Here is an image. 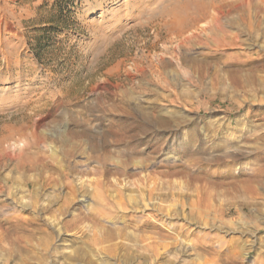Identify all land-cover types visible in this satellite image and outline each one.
Here are the masks:
<instances>
[{"label": "rangeland", "instance_id": "obj_1", "mask_svg": "<svg viewBox=\"0 0 264 264\" xmlns=\"http://www.w3.org/2000/svg\"><path fill=\"white\" fill-rule=\"evenodd\" d=\"M189 1L0 0V219L38 221L27 232L0 229L6 247L30 244L0 264H65L74 251L84 257L73 264H126L128 252L94 239L83 198L108 214L101 225L125 229L114 243L148 256L154 242L152 264H264V90L227 96L212 74L203 85L182 64L184 54L212 62L235 52L207 41L210 17L178 34L172 11L186 16ZM199 35L208 45L188 44ZM128 125L147 134L116 145ZM34 178L46 182L37 209L23 192ZM64 183L75 189L69 205ZM148 220L152 229H139Z\"/></svg>", "mask_w": 264, "mask_h": 264}, {"label": "bare ground", "instance_id": "obj_2", "mask_svg": "<svg viewBox=\"0 0 264 264\" xmlns=\"http://www.w3.org/2000/svg\"><path fill=\"white\" fill-rule=\"evenodd\" d=\"M217 1L218 0H216V1L215 0H201L197 5L196 4L193 5L192 3H190V1H189V3L185 2L186 4H184V5H187V7H186L187 15L182 17L183 13L180 14V11L177 9L173 10L172 11L173 22L171 23V25L178 28V30L180 31L178 34L181 33V35H182V34H185L186 31H191V29L193 27H195L196 25H199L198 23L200 21L210 17V22L208 23V26H209L208 31L210 34L207 37L208 38L207 41L213 43V46L215 48L231 49V50L235 51L234 54L229 55L226 60H224L223 58H218L212 62L208 60V57L206 56V54H199L198 56H192V55L184 54V57L182 59V64L184 66L188 67L192 71V74L193 73H194V75L196 74L199 78V82L202 83L203 85H206V83H204L205 75L206 74H212V78H213L212 80H216L215 83L217 86V90L219 92H221L222 94H225L227 96L233 95L234 97H239L240 94L247 95L250 92H255V93H258L259 91L262 92V90H264V54H262V53H264V41H262L264 38V17L261 16V13L262 12L264 13V0H261V2L258 1L255 4L253 3L252 0H241V1H233L232 0L227 5L223 3L224 2L223 0H221L223 2H217ZM192 5L194 6V8L196 5L197 9L196 10L190 9ZM252 9L255 10V13H256L255 16L251 15L250 11ZM180 10H181V8H180ZM211 11L214 14L213 16L210 15ZM227 12H228V15H226L227 16L226 17L225 13H227ZM223 16H225V18H226L225 23L222 20L224 18ZM229 28L230 29H237L238 33L236 35L231 34L230 32L226 31ZM187 41H188V44H194V45L196 44L198 46H203V44L208 45V42H206V41L204 42L200 39V35L199 36H193L191 38H187ZM253 47L258 48L259 51L252 52L251 50ZM212 60H214V59H212ZM131 128L132 127H130V125H128V127H125L124 129H122V132H120V134H118L116 137V140H115L116 145H120L122 143V141L126 138V134L128 135L127 137L131 141H135L136 139H138L142 136H145L147 134V130L145 127L138 129L133 134H128L127 130H129ZM225 156H228V155H225ZM137 163H139V162H137ZM120 165H122V167H119ZM22 168L23 169L25 168L28 171H40L37 166H29V168H27V165H24V167H22ZM117 168H119V169L122 168L125 171L126 165L123 163H119L118 167H116V169ZM107 170L108 169H106L104 171L105 176L110 174V171H107ZM73 171H74V168L70 167V172H73ZM105 180H106V177H105ZM105 180L101 181L102 187H103V185L106 184ZM10 182H13L18 189V186L20 183L19 178L12 179V181H10ZM41 182H42V179L34 178L33 181H29L27 183L26 191H23L24 193L29 192L30 202L29 203L25 202V204H28L27 206L34 207L35 209L38 208L39 191L46 184V182H45L42 185ZM31 184L34 187L33 190L30 189ZM64 185H65V188H67L68 192H69V193H67V197H68L67 198V200H68L67 204L69 205L73 201V199L71 197H73V195L75 193V189L72 187L69 188L66 183H64ZM115 196L116 195H113L112 198L116 199ZM166 198H168V196ZM22 200L24 201V199H22ZM106 200H107V198L100 200L99 205L106 207L107 206ZM127 200L134 207H140V201H138L137 198H134L133 196H128ZM147 200L149 201V206H151V204H152L153 209H155V204L152 203L154 200V194H153L152 189L149 191V195H148ZM81 202L83 203V205H85V207L88 211L87 214H84L82 212L83 216H84L83 218L87 219V220L89 219L91 221L93 220L95 226L97 227L96 230L94 229L93 237H94V239H97L100 246L105 245L106 243H111L110 246L107 245L106 247H104V249H106V250L112 249V251L113 250H117V251L119 250V252L122 250H125V252H128V253L124 254V257L122 256L123 257L122 260L126 264H128V263L130 264V262H128V260H130L131 258L132 259H137V258L141 259L144 257L146 258L145 259L146 264H152V262H154L153 260H154V256H155L154 255L155 251L151 250L152 244L154 242L149 243L147 246V250L149 251L148 256H144V255L140 254L141 251L139 249V245L136 246V249H134V248L128 247L125 244L114 243L117 240V238L124 236L125 229H123V228L120 229V228H115V227L111 228V227L101 225L102 219L104 217H107L108 214H105L102 210H100V211L95 210L93 208L92 204L88 203L87 199L83 198L81 200ZM48 204H50V203H48ZM147 205L144 207H148ZM114 206L117 208H119V207L121 208V207L125 206V203L122 201V199H120L118 202H116V201L114 202ZM48 207H44V210H47ZM12 218L14 220H12ZM36 222H38V221L35 218H33V219H21L19 216H12V217H9L6 221L0 219V229H3L8 234H14V233H18V232H27V231H29L28 230L29 227L36 225ZM55 228L57 230L59 242L64 244V240L62 239L63 237H60L61 236V229L57 225ZM70 229H71V227H70ZM75 229H73V230H75ZM139 229H152V222L150 220L145 221L143 223V225L139 227ZM244 233L247 235L252 234L248 231H244ZM125 236H127V235L125 234ZM130 238L136 244L139 241L138 237H136V236L131 235ZM7 239L8 238L0 237V254L1 255L3 254V257L5 255L11 256L14 253H16V251H18L19 249L25 250L28 247V245L30 246L29 242L25 243L24 246H21V244L12 240L11 245H8L6 247L4 243L7 241ZM146 239H148V238H146ZM127 240H129V239H127ZM112 243H114V244H112ZM45 245H46V243H45ZM48 245H50L49 242L47 243L46 246H48ZM162 245H163V243H162ZM246 249L247 248L243 245L242 250H246ZM78 251L79 250H77V252ZM72 253L73 252H71V254ZM74 253H75L74 257L68 256V257L64 258L63 262L65 264H73V261L77 260V259H75V257L77 255H79L80 257H84V254H82V253L78 254L79 253L78 252L77 255H76L75 251H74ZM42 259L44 261V257H42ZM80 259H84V258H80ZM45 262H48V259L45 260ZM49 264H55V263H54V261H52V262L49 261Z\"/></svg>", "mask_w": 264, "mask_h": 264}]
</instances>
